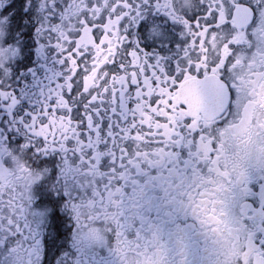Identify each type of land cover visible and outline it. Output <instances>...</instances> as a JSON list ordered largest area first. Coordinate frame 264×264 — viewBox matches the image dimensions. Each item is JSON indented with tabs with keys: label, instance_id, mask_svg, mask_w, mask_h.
I'll return each instance as SVG.
<instances>
[{
	"label": "snow or ice",
	"instance_id": "obj_1",
	"mask_svg": "<svg viewBox=\"0 0 264 264\" xmlns=\"http://www.w3.org/2000/svg\"><path fill=\"white\" fill-rule=\"evenodd\" d=\"M0 264H264V0H0Z\"/></svg>",
	"mask_w": 264,
	"mask_h": 264
}]
</instances>
